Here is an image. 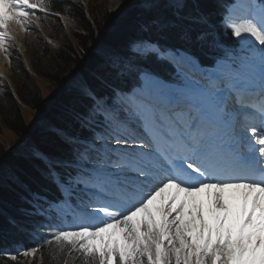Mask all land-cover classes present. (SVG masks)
I'll list each match as a JSON object with an SVG mask.
<instances>
[{"label": "snow or ice", "instance_id": "snow-or-ice-1", "mask_svg": "<svg viewBox=\"0 0 264 264\" xmlns=\"http://www.w3.org/2000/svg\"><path fill=\"white\" fill-rule=\"evenodd\" d=\"M135 2L142 32L181 43L142 36L92 53L93 80L57 131L60 151L33 156L58 196L0 167V194L11 189L19 200L7 222L56 228L57 241L98 264H264V0ZM0 7L5 48L10 24L25 26L40 5ZM217 24L255 45L224 50ZM203 46L219 52L210 65ZM150 55L175 79L153 71Z\"/></svg>", "mask_w": 264, "mask_h": 264}, {"label": "trees", "instance_id": "trees-1", "mask_svg": "<svg viewBox=\"0 0 264 264\" xmlns=\"http://www.w3.org/2000/svg\"><path fill=\"white\" fill-rule=\"evenodd\" d=\"M121 2L119 0V5ZM123 2L125 6L122 9L115 8L118 11L113 14L115 9L109 7L107 2L96 4L89 13L84 0H47L51 15L58 17L59 14H64L75 20L78 26L71 35L68 34L58 49L50 52L40 66L39 62L35 63V73L47 82V98L39 84H32L30 87L33 82L32 72L24 65L16 91H12L6 84L5 103L0 104V167L17 172L33 191L50 198L58 196L55 187L41 175V166L33 156L38 151H60L57 131L70 126L69 109L80 90L70 80L74 76H78L82 83L93 80L92 53L108 44L123 45L142 36L160 40L162 44L181 43L155 31L142 32L140 23L135 20V0ZM215 27L218 39L225 46L224 50L236 49V39L227 30H221L218 24ZM94 43L95 49L92 47ZM198 50L206 57V64H211L214 55L219 54L217 50L207 46ZM146 62L160 77L173 79V72L166 61L157 60L154 55H150ZM25 136V143L18 144ZM18 203L17 193L11 189L0 194V264H98L67 242L47 239V230L51 228H22L8 224L7 217L16 213ZM52 218L57 219L55 214ZM28 223L31 225L39 221ZM34 245L37 246L36 253L30 261L23 260L20 253H17L16 258L2 253L3 250L14 252L19 246L28 249Z\"/></svg>", "mask_w": 264, "mask_h": 264}, {"label": "rangeland", "instance_id": "rangeland-1", "mask_svg": "<svg viewBox=\"0 0 264 264\" xmlns=\"http://www.w3.org/2000/svg\"><path fill=\"white\" fill-rule=\"evenodd\" d=\"M86 7L91 13L95 5L102 2H107L109 7L117 8L119 0H84ZM4 0H0V6H2ZM40 7L36 10H30L32 15L25 26H20L15 23H11L7 30L8 39L5 41V48H2L0 53L5 58V69L0 71V104L5 103L4 96L6 90V84L9 85L12 91H16V85L20 76L22 75V65L29 68L32 72L33 82L30 84H39L43 95L47 98L48 88L46 80L40 78L35 73V63L39 66L49 56L50 52L62 44L63 40L77 29V23L71 17L60 14L55 17L49 13L47 7V0H38ZM3 15L2 7H0V16ZM241 41H239V44ZM251 46V45H249ZM207 70H218L217 67H207ZM174 77V74L171 73ZM175 79V77H174ZM71 83L81 88L82 83L77 76L72 77ZM58 220L62 221L65 226H72L79 221L75 218L58 217ZM90 221L93 224H99V220ZM98 222V223H97ZM67 230V228L65 229ZM56 228L49 229L46 238H55ZM22 249L16 248L15 252H5L9 257L16 258L17 253H20ZM75 250H79L76 248ZM28 252V251H27ZM11 253V254H10ZM23 259L30 260L34 254L29 250L28 255H24ZM68 253V251H66ZM146 264V259H145Z\"/></svg>", "mask_w": 264, "mask_h": 264}, {"label": "bare ground", "instance_id": "bare-ground-1", "mask_svg": "<svg viewBox=\"0 0 264 264\" xmlns=\"http://www.w3.org/2000/svg\"><path fill=\"white\" fill-rule=\"evenodd\" d=\"M237 17H239L240 16V13H236L235 14ZM241 43H246L248 46L249 45H251V46H253V45H255V41L250 37V36H246V38H245V41H241ZM2 52V48H0V53ZM5 58H3L2 56H1V54H0V71H3L4 69H5ZM217 70H214V71H212V70H207V72L208 73H214V72H216ZM252 115H253V117H254V119L258 122V112H254V113H252ZM98 223V222H97ZM17 248H20V249H24V247L23 246H19V247H17ZM16 250V249H15ZM31 250H32V248H31ZM5 252H12V251H9V250H3L2 251V253L3 254H5V255H7ZM15 252V251H14ZM11 254V253H10ZM8 256V255H7Z\"/></svg>", "mask_w": 264, "mask_h": 264}]
</instances>
